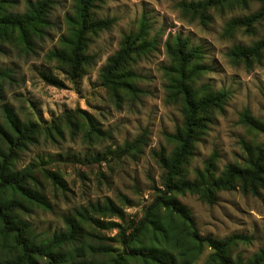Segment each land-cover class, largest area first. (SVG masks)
<instances>
[{"label":"rangeland","instance_id":"rangeland-1","mask_svg":"<svg viewBox=\"0 0 264 264\" xmlns=\"http://www.w3.org/2000/svg\"><path fill=\"white\" fill-rule=\"evenodd\" d=\"M28 1L11 0L9 10L24 13ZM202 0H107L93 9L96 19H115L109 30L91 35L88 55L95 56L83 76L76 82L66 77L62 65L49 54L60 49V40L69 30L67 18L72 15L75 0H52L49 25L41 38L30 48L17 36L0 39V126H6L5 110L14 112L22 121L45 124L65 111L80 109L96 122L100 132L96 138L84 137L83 132H65L54 140L41 139L23 153L16 165L18 170L43 162L47 170L57 173L64 183L54 185L37 176L38 188L44 193L50 209H34L24 219L40 236L51 239L65 231L67 217L92 203L113 200L122 206L126 198L134 204L126 207L128 218L139 220L155 196L154 186L161 187L163 170L158 155L169 157L175 144L169 141L182 125L180 103L168 101L166 67L172 62L165 44L180 36L192 47L203 50V63L209 67L196 84L213 91L226 90L230 99L223 111L205 114L208 127L197 144L195 155L187 168L193 179L196 170L217 153V169L222 172L228 164H244L248 149L264 143V133L252 130L241 122V114H249L264 122V59L246 65L234 63L229 54L235 46H250L264 38V21L256 23L253 34L244 28L232 38H224L226 24L233 18L246 17L261 10V0H253L248 8L220 12L209 10L208 21L193 18L181 7L182 2ZM142 20L148 22L149 39L157 37L155 50L134 56L126 69L137 76L135 96L121 92L112 96L100 81V73L108 58L120 49L122 38L137 32ZM50 74L63 82L55 87L41 78ZM2 143L0 142V145ZM130 145V149L125 147ZM133 145V146H131ZM180 201L189 208L203 236L223 240L233 235L250 238L231 250L233 258L248 260L264 246V190L259 196L245 194L240 189L223 191L215 205L202 202L198 196L186 194ZM90 232L94 245L120 250L117 230H99L82 224ZM210 250L194 264H205ZM100 259L105 260L104 256Z\"/></svg>","mask_w":264,"mask_h":264},{"label":"trees","instance_id":"trees-1","mask_svg":"<svg viewBox=\"0 0 264 264\" xmlns=\"http://www.w3.org/2000/svg\"><path fill=\"white\" fill-rule=\"evenodd\" d=\"M107 0H75L72 15L67 18L68 34L60 40L49 58L57 60L66 77L76 82L83 76L84 67L90 66L95 56L88 55L90 36L109 30L115 19H96L93 9ZM253 0H202L182 2L181 7L193 18L208 21L207 12H220L236 8H248ZM264 2V0H261ZM11 0H0V39L7 41L14 35L26 48L41 38L49 25L52 0L28 1L24 13L9 10ZM264 21V4L255 14L233 18L223 32L224 38H232L241 28L253 34L256 23ZM148 22L142 20L137 32L122 38L121 47L108 58L102 68L100 81L114 97L121 92L135 96L137 76L127 70L134 56L146 55L158 46L157 37L149 39ZM172 64L166 67L169 82L168 101L180 103L182 125L169 135L175 148L169 157L158 155L163 170L161 187L154 186L155 196L145 208L139 220L128 218L126 207L134 204L128 199L123 205L106 199L77 212L76 217L65 219L66 230L51 239L38 235L24 219L34 209H50L44 193L38 188L37 176L49 179L54 185L63 186L62 178L42 166L32 163L18 170L16 165L23 153L37 145L41 139L54 140L70 132L96 138L100 132L96 122L80 109L65 111L45 124L22 122L14 112L5 110L6 126H0V264H194L206 249L210 250L205 264H264L263 248L248 260L233 258L231 250L250 238L233 235L223 240L200 234L191 211L179 199L191 194L208 204L215 205L223 191L240 189L245 194L259 196L264 190V143L249 152L244 164H228L219 173L217 153L205 162L203 170H196L193 179L188 177V164L195 155L197 144L208 127L205 114L223 111L230 99L226 90L213 91L209 86L196 87L209 67L203 63V50L192 47L189 40L176 36L165 44ZM234 63L246 65L264 59V38L250 46H235L229 54ZM48 84L61 87L62 80L41 73ZM241 122L252 130L264 133V122L253 118L248 111L241 114ZM133 146V145H131ZM134 147V146H133ZM130 145L125 150L130 149ZM87 224L99 230H117L120 250L94 245L90 232L83 229ZM104 256L105 260L100 259Z\"/></svg>","mask_w":264,"mask_h":264}]
</instances>
